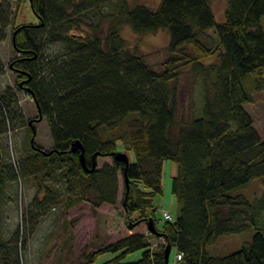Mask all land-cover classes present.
Returning a JSON list of instances; mask_svg holds the SVG:
<instances>
[{"label":"trees","instance_id":"1","mask_svg":"<svg viewBox=\"0 0 264 264\" xmlns=\"http://www.w3.org/2000/svg\"><path fill=\"white\" fill-rule=\"evenodd\" d=\"M19 2L14 14L13 1L0 0V43L11 26L18 54L8 62L16 85L0 90V136L10 123L25 125L18 92L29 93L53 141L50 155L34 149L36 159L20 165L25 177L44 187L30 206L32 227L61 203L68 209L88 203L93 211L117 204L119 173L129 228L149 217L157 222L153 198L163 193L164 162L172 161L179 207L174 220L157 226L160 235L130 234L86 254L84 264H98L105 253L114 256L99 264H165L167 242L182 254L178 264H264V194L257 204L233 194L264 176V140L245 108L264 90V0H227L221 22L211 0H161L155 9L128 0H29L36 24H17ZM124 25L137 33L168 31L169 56L161 69L130 49ZM186 67L200 78L202 96L199 114L187 118L179 114L176 84ZM76 141L88 167L100 156L112 163L88 172L81 151L69 152ZM118 142L134 154L128 165L115 157ZM15 168L0 159V187L17 179ZM46 171L60 172L64 191L44 183ZM248 229L256 231L248 245L223 256L210 253L221 236ZM147 234L164 247L152 249ZM27 241L18 232L0 240V264H21ZM136 251L142 255L128 260Z\"/></svg>","mask_w":264,"mask_h":264},{"label":"rangeland","instance_id":"2","mask_svg":"<svg viewBox=\"0 0 264 264\" xmlns=\"http://www.w3.org/2000/svg\"><path fill=\"white\" fill-rule=\"evenodd\" d=\"M13 1V12L15 14L18 0ZM132 4L143 3L151 8H157L161 0H128ZM212 8L217 21L224 19L227 0H211ZM114 3L107 4L105 10H111ZM17 24L39 22L33 12L29 0H20L17 11ZM108 21H105L106 29ZM122 35L127 40L130 49L138 50L145 60L154 68L161 69L166 58L169 56V34L167 30L160 29L152 33H137L131 26L124 25L121 28ZM209 33L215 37L214 31ZM58 48V46H57ZM52 50V48H51ZM18 56L14 50L11 40V26L8 37L0 43V59L4 63V74L0 76V90L16 85V77L8 67L10 59ZM217 56L210 57L205 63L215 62ZM179 90V114L180 117H190L192 113L198 115L201 107V80L194 77L189 68H183L178 78ZM18 99L20 109L25 117L38 116L37 107L33 99L26 92L19 91ZM246 110L254 120V126L264 140V90L254 94V100L245 105ZM39 117V116H38ZM37 134L35 144L44 149L53 148V141L46 119L35 124ZM117 150L124 152L131 161L135 160L131 150H126L121 142L117 143ZM0 159L3 163L15 166L17 179L6 181L0 187V240L10 241L17 236L28 241L21 249V264H84L86 254L99 250L134 233H149L145 222L137 223L131 230L125 207L123 206L124 179L119 173V196L115 205L103 204L96 211L91 209L90 204L82 203L68 209L63 203L48 210L39 217L35 227L29 222L32 211L31 203L35 197L41 196V190L32 177H25L20 172L22 163L34 161L36 155L30 145L29 130L24 125L12 126L5 134L0 136ZM112 163L111 157H99L97 167L102 168L104 164ZM176 163L165 161L163 164L162 185L163 193L153 198L158 227L165 222L164 210L175 216L179 209L176 199L172 193V177L176 174ZM59 171L53 175L46 171L42 178L46 185L59 192L64 191L65 181L62 180ZM44 185V184H43ZM51 187V188H52ZM233 194L245 196L253 204L264 194V176L254 179L249 183L233 190ZM262 215V211H261ZM254 229H248L239 234L221 236L214 246L209 248L210 253L223 256L241 249L251 243L255 234ZM148 235V234H147ZM152 249L156 250L164 242L161 239L148 235ZM175 250L170 254L169 264H178L175 260ZM142 255V251H136L128 256V260H136ZM114 255L105 253L100 256L97 263H102Z\"/></svg>","mask_w":264,"mask_h":264},{"label":"water","instance_id":"3","mask_svg":"<svg viewBox=\"0 0 264 264\" xmlns=\"http://www.w3.org/2000/svg\"><path fill=\"white\" fill-rule=\"evenodd\" d=\"M42 119H43V114L39 110V117H37L36 120L37 121H41ZM36 134H37V130H36V128H34L33 129V133H32V137H31V140H30L33 149H35L37 151H40V152H43L45 155H50L52 153L51 150L50 151H46V150L36 146V144H35ZM78 150L81 151L80 158H81V162H82L83 166L85 167V169L88 172H93L97 168L96 160L94 159L91 168L88 167V165L86 164V160H85V150H84V147H83V145L81 144L80 141L74 142L72 144L69 152H75V151H78ZM115 157L118 160L124 161L127 165L129 164V156L126 153L117 151V152H115ZM125 182H126V185H127V191H126V198H127V195H128V192H129V178L127 176L125 177ZM124 205L126 206V199L124 201ZM146 224H147V229H148V231L150 233L155 234V235H160L161 234V232L157 228L158 223L155 222L153 217H149L147 219V223ZM171 251H172L171 243L167 242V244L165 246V249H164L165 264H169V258H170Z\"/></svg>","mask_w":264,"mask_h":264},{"label":"flooded vegetation","instance_id":"4","mask_svg":"<svg viewBox=\"0 0 264 264\" xmlns=\"http://www.w3.org/2000/svg\"><path fill=\"white\" fill-rule=\"evenodd\" d=\"M23 87H25L24 84H23ZM24 91H26V90H24ZM28 96L31 97V95L29 93H28ZM33 101H34V99H33ZM35 105H36V103H35ZM37 114L39 116V110H38V108H37ZM38 116H33V117H28V118L24 116L25 126L27 127V129L29 131L33 132V129L36 128L35 124L40 123L42 121V120L41 121H37L36 120Z\"/></svg>","mask_w":264,"mask_h":264},{"label":"built area","instance_id":"5","mask_svg":"<svg viewBox=\"0 0 264 264\" xmlns=\"http://www.w3.org/2000/svg\"><path fill=\"white\" fill-rule=\"evenodd\" d=\"M164 219L171 221V220H174V216L170 214L168 211L164 210ZM175 258H177V260L180 261L182 259V254L176 253Z\"/></svg>","mask_w":264,"mask_h":264}]
</instances>
